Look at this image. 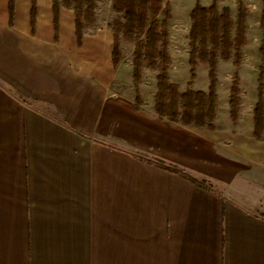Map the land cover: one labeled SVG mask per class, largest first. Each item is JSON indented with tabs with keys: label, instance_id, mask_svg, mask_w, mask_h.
Listing matches in <instances>:
<instances>
[{
	"label": "crops",
	"instance_id": "crops-1",
	"mask_svg": "<svg viewBox=\"0 0 264 264\" xmlns=\"http://www.w3.org/2000/svg\"><path fill=\"white\" fill-rule=\"evenodd\" d=\"M112 46L52 0H0V264H264L250 115L160 119Z\"/></svg>",
	"mask_w": 264,
	"mask_h": 264
},
{
	"label": "trees",
	"instance_id": "trees-1",
	"mask_svg": "<svg viewBox=\"0 0 264 264\" xmlns=\"http://www.w3.org/2000/svg\"><path fill=\"white\" fill-rule=\"evenodd\" d=\"M96 6L97 0H52L55 20L60 7L73 11L77 38H80L85 27L96 23ZM111 7L119 14L110 27L113 36V64L116 66L121 61L119 43L121 41L131 43L133 45L131 82L137 107L141 103L139 87L142 73L148 68L155 72L156 91L152 102L153 112L157 117L213 131L218 109L217 64L219 60H230L234 66L239 67V48L245 44L243 29L235 25L226 9L218 10L215 0L208 6L196 0L189 11L187 56L189 76L181 87L169 78L171 67L168 49L169 3L165 0H111ZM238 8L243 9V5L239 3ZM260 24L264 31V12L261 13ZM259 52L261 60L258 66L257 99L253 106L251 132L257 140L264 139V40L261 41ZM200 65L206 66L208 85L205 90L194 88L196 70ZM238 85L239 78L235 74L231 79L228 95L229 116L233 123L236 122L240 109ZM160 166L194 180L184 172ZM197 183L208 189L203 183L198 181Z\"/></svg>",
	"mask_w": 264,
	"mask_h": 264
},
{
	"label": "rangeland",
	"instance_id": "rangeland-1",
	"mask_svg": "<svg viewBox=\"0 0 264 264\" xmlns=\"http://www.w3.org/2000/svg\"><path fill=\"white\" fill-rule=\"evenodd\" d=\"M199 1L204 6H208L213 2V0ZM215 1L219 11L226 9L229 12L230 17L235 21V25L243 29L245 37L244 47L239 48V67L234 66L230 60H219L217 64V108L220 98V107L223 110H227L229 116L228 95L230 92V82L232 77L236 74L239 78L238 96L240 109L236 122L233 123L230 116L229 119L233 127L238 128L240 125L242 127L250 115L252 126L253 106L257 99L258 66L261 60L259 47L261 41L264 40V31H262L260 24L261 13L264 12V0ZM165 2L170 5V19L168 20V49L171 57V67L169 70V78L172 82L183 87L189 76L187 64V56L189 52L188 29L190 26L189 11L196 0H165ZM239 3L243 5L244 10L238 8ZM118 16L119 14H117L111 7V0H97V6L95 9L96 23L92 26L85 27L84 30H87L88 32H93L97 29L110 31L113 20ZM231 33H233V31ZM119 49L121 51V59H124L123 66H127L126 64L131 61L133 45L129 42L121 41L119 43ZM154 76L155 72L153 70L145 68L142 73V82L139 87L140 96H144L145 101H150V107L152 109V100L156 91ZM207 85L208 78L206 66L200 65L196 70L194 88L197 90H205ZM133 94H135L134 88ZM224 103H226L225 109L223 106ZM216 120L217 116L214 122L215 129Z\"/></svg>",
	"mask_w": 264,
	"mask_h": 264
}]
</instances>
